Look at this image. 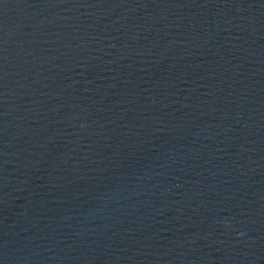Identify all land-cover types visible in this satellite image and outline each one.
<instances>
[{
	"label": "water",
	"instance_id": "obj_1",
	"mask_svg": "<svg viewBox=\"0 0 264 264\" xmlns=\"http://www.w3.org/2000/svg\"><path fill=\"white\" fill-rule=\"evenodd\" d=\"M0 264H264V0H0Z\"/></svg>",
	"mask_w": 264,
	"mask_h": 264
}]
</instances>
